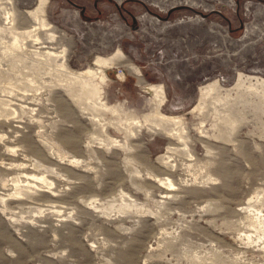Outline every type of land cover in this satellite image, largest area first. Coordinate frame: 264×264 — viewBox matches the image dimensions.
Here are the masks:
<instances>
[{
    "label": "rangeland",
    "instance_id": "obj_1",
    "mask_svg": "<svg viewBox=\"0 0 264 264\" xmlns=\"http://www.w3.org/2000/svg\"><path fill=\"white\" fill-rule=\"evenodd\" d=\"M38 5L0 0V264H264V0Z\"/></svg>",
    "mask_w": 264,
    "mask_h": 264
},
{
    "label": "bare ground",
    "instance_id": "obj_2",
    "mask_svg": "<svg viewBox=\"0 0 264 264\" xmlns=\"http://www.w3.org/2000/svg\"><path fill=\"white\" fill-rule=\"evenodd\" d=\"M46 3V0H39V5L34 9V10H30V11H27L26 15L27 17H34V18H38V13L41 11L42 9V6H44ZM31 30H28L26 31V33L28 34H31ZM123 56L124 54L119 50L117 51L114 55L108 57V58H104V57H98L95 62H94V66L97 67L96 70H93V69H88V70H85V71H82L80 72L79 74H77L78 77H82L84 75H91V74H94V71H98V72H105L103 68L107 67V66H111L113 64H116L117 62L119 61H123ZM109 68V67H108ZM134 69V68H133ZM136 69V73L138 72L139 75H140V71L138 68H135ZM92 83V82H91ZM91 83L89 82L88 86H91L92 89H91V93L92 94H95L97 93L99 90L98 88L93 85H91ZM217 83L216 82H212V83H209L207 85H204V86H201L200 88V99L199 101L202 102L204 100H206L209 96H211L212 92L215 90V87H216ZM98 86V84H97ZM147 88V87H145ZM149 90L153 91V93L155 94V99H159L160 100V103L157 105V108L160 107L161 103H163V100H164V89H163V85H149ZM157 101V100H156ZM199 105H196L192 111H195L196 108H198ZM155 109V108H154ZM159 112V111H157ZM161 116V124L164 123H170V122H178L179 118L177 116H168V115H165V114H160ZM154 117H156V114L154 115ZM159 117V116H158ZM156 117V118H158ZM27 181L28 180H34L33 178V175L31 174H26L25 177H24Z\"/></svg>",
    "mask_w": 264,
    "mask_h": 264
},
{
    "label": "trees",
    "instance_id": "obj_3",
    "mask_svg": "<svg viewBox=\"0 0 264 264\" xmlns=\"http://www.w3.org/2000/svg\"><path fill=\"white\" fill-rule=\"evenodd\" d=\"M133 27H134V28H136V27H137V23H136V22L133 24Z\"/></svg>",
    "mask_w": 264,
    "mask_h": 264
},
{
    "label": "built area",
    "instance_id": "obj_4",
    "mask_svg": "<svg viewBox=\"0 0 264 264\" xmlns=\"http://www.w3.org/2000/svg\"><path fill=\"white\" fill-rule=\"evenodd\" d=\"M122 74H123V71H122Z\"/></svg>",
    "mask_w": 264,
    "mask_h": 264
}]
</instances>
